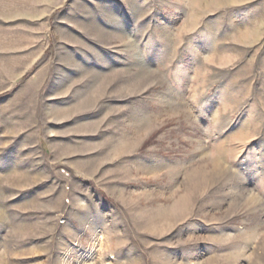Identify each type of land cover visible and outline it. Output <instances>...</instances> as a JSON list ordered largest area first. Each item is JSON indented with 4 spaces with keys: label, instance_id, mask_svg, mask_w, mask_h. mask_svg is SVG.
<instances>
[{
    "label": "rangeland",
    "instance_id": "rangeland-1",
    "mask_svg": "<svg viewBox=\"0 0 264 264\" xmlns=\"http://www.w3.org/2000/svg\"><path fill=\"white\" fill-rule=\"evenodd\" d=\"M0 264H264V0H0Z\"/></svg>",
    "mask_w": 264,
    "mask_h": 264
}]
</instances>
